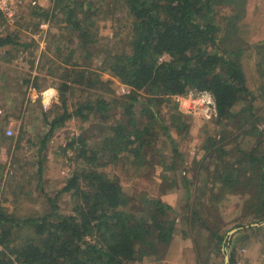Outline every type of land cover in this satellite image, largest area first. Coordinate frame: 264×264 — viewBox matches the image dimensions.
<instances>
[{
	"label": "trees",
	"instance_id": "1",
	"mask_svg": "<svg viewBox=\"0 0 264 264\" xmlns=\"http://www.w3.org/2000/svg\"><path fill=\"white\" fill-rule=\"evenodd\" d=\"M50 1V13L30 6L31 14L41 19L56 18V23L64 24L68 32L76 35L79 52L70 49L61 64L69 67L72 84L98 90L100 94L94 100L79 103L73 113L64 110L48 124V135L75 115L82 120L97 118L104 134L97 142L81 135L67 144L84 168L74 172L55 198L48 200V214L18 220L0 205V246L4 252L0 264H13L11 257L19 264H128L140 259V248H156L157 253L160 247L166 249L174 239L175 220L167 217L173 209L159 199L144 197L146 210L142 214V210L130 205L118 178L106 175L100 168L114 165L123 173H145L150 166L146 151L151 137L158 128L163 129L159 108L171 103L173 111L177 106L171 97L191 89L213 95L217 118L212 121L223 130L218 138L206 137L200 148L204 157L213 160L225 155L224 148L232 141H246L253 147L248 152L236 150L241 156L229 163L228 167L237 166L227 171L225 183L243 179L250 184L241 222L233 229L242 227L244 238L259 231L261 227L250 226L264 222V106L254 102L264 99V85L258 97L247 90L240 59L242 50L229 40L237 30L233 19L239 17L245 0H100V5L91 0H69L67 4L65 0ZM117 1L130 20L128 50L104 53L106 47L98 42L94 21L100 11L114 9ZM22 10L23 6L18 17ZM59 38L62 37H55V41ZM15 39L0 13V50L17 46ZM54 50L62 58L59 43ZM101 55L104 58L100 72L87 70L78 62ZM163 55L169 61L160 62ZM101 73L118 80L129 88V93L116 96ZM245 96L250 97L247 104L234 111ZM112 111L119 113L115 120L110 117ZM171 120L178 131L179 125L180 131L186 127L187 117L181 112L175 111ZM62 194L73 199V216L60 215L56 202ZM197 201L198 209L194 208L193 220L187 223L190 231L198 224L215 246L225 245L229 250L235 234L226 240V233L219 232L216 225L222 221L213 213L210 217L214 223L210 225V218L202 216L201 198ZM23 229L30 235L19 241L18 232ZM184 234L190 238L187 232Z\"/></svg>",
	"mask_w": 264,
	"mask_h": 264
},
{
	"label": "rangeland",
	"instance_id": "2",
	"mask_svg": "<svg viewBox=\"0 0 264 264\" xmlns=\"http://www.w3.org/2000/svg\"><path fill=\"white\" fill-rule=\"evenodd\" d=\"M24 1L20 16H17L13 25L7 24L8 31L15 34L18 45L6 47L9 52L7 60L0 58V205L18 220L48 214V200L55 198L74 172L84 168L76 152L67 149V144L81 135H87L90 142H97L103 139L104 134L99 129V123H96L97 118L82 120L75 115L48 135V124L54 118L60 117L64 110L73 113L79 103L94 100L100 93L72 84L69 67L61 64V59L70 49L79 52L76 35L68 32L64 24L56 23V18L44 16L51 22L45 37L47 47L39 48V39L29 43L28 37L40 32L36 24L44 18L33 16L28 0ZM91 1L100 5V0ZM68 2L64 1L65 4ZM51 6L50 0H42L39 4L49 13ZM129 22L118 1L111 11L98 13L94 25L98 42L106 47L104 53L128 50ZM233 26L237 30L229 40L242 50L240 59L246 88L258 97L264 85V0H245L239 17L233 19ZM58 36L62 38L55 41ZM22 43L28 45L21 46ZM58 43L63 50L62 58H58L54 50ZM103 58L104 55H101L84 62L79 59L78 62L87 70L100 72ZM100 76L102 80L109 81V87L116 96L127 94L118 80L106 73ZM47 91L51 92L50 99L45 101ZM249 99V96L243 97L234 111L245 106ZM254 104L263 107L264 99L258 98ZM171 105L167 103L159 108L160 126L163 129L158 128V132L151 137L152 142L146 151L150 166L145 173L139 176L131 170L123 173L114 165L102 166L100 171L118 178L122 191L131 200L130 205L137 211L142 210V214L146 210L144 197L159 199L173 209L167 215L170 220H175L173 240L181 241L182 238L186 242L187 239L190 241L184 250L185 261L180 258V262L225 264L227 257L228 264H264V223L257 234L247 235L246 238L241 232L234 233L229 250L225 245L215 246L208 233L198 224L191 231L187 224L193 218L191 213L194 208L198 209V197L202 200L200 209L204 212L203 218L211 219L210 215L214 213L222 221L216 224L219 232L227 235L235 224L241 222V209L250 195V184L243 179L226 184V175L227 171L237 166L228 167L229 163L241 156L236 150L248 152L253 147L247 145L246 141H232L225 146V155L213 160L204 157L200 148L206 137L212 135L218 138V135H223V130L214 121L205 122L181 113L187 117V123L181 131L179 125L178 131L173 128L175 125L171 119L175 111L178 114L180 111L176 107L177 110L172 111ZM139 106L136 108L137 113ZM110 115L115 120L119 113L112 111ZM7 128L12 130L11 137L5 136ZM56 205L60 215L73 216L74 201L71 196L60 195ZM222 217L228 220L225 222ZM210 219L212 225L214 219ZM184 232L190 238H185ZM29 235L26 229L20 230L17 240L28 238ZM230 237L226 236V240ZM167 248H158V253L156 248L152 251L151 248H140V259L128 264H161Z\"/></svg>",
	"mask_w": 264,
	"mask_h": 264
},
{
	"label": "built area",
	"instance_id": "3",
	"mask_svg": "<svg viewBox=\"0 0 264 264\" xmlns=\"http://www.w3.org/2000/svg\"><path fill=\"white\" fill-rule=\"evenodd\" d=\"M42 0H28V5L31 7H36L39 5V2ZM26 1L24 0H0V13L2 16L5 18L6 23L8 25H13L14 22L16 21L18 10L20 7L24 5ZM51 27V23L48 21H42L39 25V30L40 32L33 34V38L38 40L39 39V48H43L44 46L47 47L45 43V37H46V32ZM160 62L164 61L167 62L169 61V57L167 55H163L160 59ZM125 93H129V88L124 86ZM47 93V100L50 99V94L49 91ZM45 93V95H46ZM172 102L177 106L178 110L191 117L195 118L201 121H212L217 118V108L215 104V100L213 95L208 92V91H200V90H195L191 89L188 90L184 94H176L171 97ZM1 114V112H0ZM12 130L11 128H7L5 130V136L6 137H11L12 136ZM4 254L1 246H0V256ZM11 260L13 261V264H19L14 262V258L11 257Z\"/></svg>",
	"mask_w": 264,
	"mask_h": 264
},
{
	"label": "crops",
	"instance_id": "4",
	"mask_svg": "<svg viewBox=\"0 0 264 264\" xmlns=\"http://www.w3.org/2000/svg\"><path fill=\"white\" fill-rule=\"evenodd\" d=\"M41 2V1H40ZM39 2V4H40ZM39 6V5H38ZM34 37V36H33ZM32 36H29L28 39H29V43L30 42H34V39ZM34 39V40H33ZM2 51V52H1ZM8 49L7 48H3L2 50H0V58L4 59L6 58V60L8 59ZM46 93V92H45ZM221 218V217H220ZM222 219L226 222L228 219L225 218V217H222ZM260 226H262V223L261 224H253L251 225L250 227H254V228H259ZM247 227V226H246ZM233 230H236V232H241L242 233V230L243 228L239 227V228H235ZM232 231V230H231ZM257 232H252V233H249L248 235H252V234H257ZM243 234V233H242ZM245 235V234H244ZM247 235V234H246ZM245 235V236H246ZM184 241V242H183ZM190 241L187 239V242L186 240L182 239L181 238V241L178 240V241H175L173 240L168 248H167V251H166V255H164L163 259H162V263L161 264H191V263H186V262H180V258H184L185 255V249L187 248V244L189 243ZM190 245V244H188ZM175 250L177 251L176 254L175 253ZM184 260V259H183ZM185 261V260H184Z\"/></svg>",
	"mask_w": 264,
	"mask_h": 264
},
{
	"label": "water",
	"instance_id": "5",
	"mask_svg": "<svg viewBox=\"0 0 264 264\" xmlns=\"http://www.w3.org/2000/svg\"><path fill=\"white\" fill-rule=\"evenodd\" d=\"M264 223V222H263ZM236 233V230H232L230 232L227 233V237H230L232 234ZM227 239V238H226ZM225 264H228V258L225 257Z\"/></svg>",
	"mask_w": 264,
	"mask_h": 264
},
{
	"label": "bare ground",
	"instance_id": "6",
	"mask_svg": "<svg viewBox=\"0 0 264 264\" xmlns=\"http://www.w3.org/2000/svg\"><path fill=\"white\" fill-rule=\"evenodd\" d=\"M46 96H47V93H46Z\"/></svg>",
	"mask_w": 264,
	"mask_h": 264
}]
</instances>
